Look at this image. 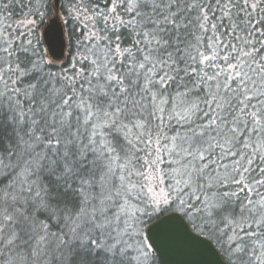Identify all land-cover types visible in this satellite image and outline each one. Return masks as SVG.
Instances as JSON below:
<instances>
[{
  "label": "snow or ice",
  "instance_id": "obj_1",
  "mask_svg": "<svg viewBox=\"0 0 264 264\" xmlns=\"http://www.w3.org/2000/svg\"><path fill=\"white\" fill-rule=\"evenodd\" d=\"M12 6L64 11L83 55L53 72L31 29L0 31V264H154L170 208L264 264V0Z\"/></svg>",
  "mask_w": 264,
  "mask_h": 264
},
{
  "label": "water",
  "instance_id": "obj_2",
  "mask_svg": "<svg viewBox=\"0 0 264 264\" xmlns=\"http://www.w3.org/2000/svg\"><path fill=\"white\" fill-rule=\"evenodd\" d=\"M42 37L52 58L62 60L65 57L67 44L60 17L57 18L55 15L48 20L42 29ZM159 219L162 220L158 221ZM156 222L157 224L150 231L153 242L159 249V254L156 255L159 264H219V262L225 264L226 260L214 243L192 230L181 213L169 212L151 222L145 230L146 238L147 229ZM148 243H151L150 239Z\"/></svg>",
  "mask_w": 264,
  "mask_h": 264
},
{
  "label": "trees",
  "instance_id": "obj_3",
  "mask_svg": "<svg viewBox=\"0 0 264 264\" xmlns=\"http://www.w3.org/2000/svg\"><path fill=\"white\" fill-rule=\"evenodd\" d=\"M3 2H7V0H3ZM24 0H21V3H23ZM63 2V0H62ZM55 9H51L49 8L47 14L44 16L43 18V23H41V20L39 17H36V16H32L34 17V19L38 22L37 25H36V28L32 31V35L31 37L32 38H35V39H38V42H39V48L41 50H43L44 54H45V59L48 60V61H51L53 62L55 65H57V67H54L51 69V71L53 72H62L63 70V73L62 74H66L68 76H71L73 75V72H72V68H73V65H75L76 68H80L82 67V64L81 63H77V57L83 55L81 49L77 46L79 44V40H80V37L77 35V34H74L73 31H72V25L68 23V17H67V14L64 12V11H60V16L64 17L65 18V24H64V27H65V31H66V35H67V54H66V57L63 58L62 60H52L49 58L46 50H45V45H44V42L41 38V30L43 29V27L45 26L47 20H49V18L55 14ZM28 9L27 8H24L23 10H21L20 7H15V6H12L8 9L7 12H3V11H0V20L2 21V23L4 24V26H13V25H16L17 23H19L20 20H23L25 16H29L28 14ZM217 16H219V13L217 12L216 13ZM209 18L211 20V23L215 24L217 23L216 19H214L212 17V13L209 12ZM227 23V21H225V24ZM262 28H264V25L261 26ZM6 28V31L5 33L7 35H9V33L11 32L10 29ZM80 29L77 28L76 32L79 33ZM225 32H228L229 33V38H230V34H231V29H219V26H218V31L216 33L217 36H219L222 40L224 39V33ZM12 33V32H11ZM195 35H199L201 36V39H202V44L199 46V50L204 53L205 55H211V52L208 50L207 48V45H208V36H211L212 35V32L211 30H209V32L207 33V35H202L201 33L197 32L195 33ZM232 43H235V41H231ZM192 43L195 45L196 44V41L195 39L192 40ZM161 169L162 171L167 167V162L161 164ZM165 181L167 183V178H165ZM261 192H264V189H260ZM173 211H177V212H180L184 217L185 219L188 221L189 225L191 226V228L209 238L210 240H212V242L217 246V248L219 249V251L221 252L223 258L226 260V257H225V253L224 251L220 248V246L218 245L216 239L211 236V234L204 229V226L202 224H200L199 227H197V224L199 223V221H197L193 214L192 213H189L187 216L184 215L183 211H178L176 210V208H170L168 211L166 212H163L162 215L166 214V213H169V212H173ZM161 215V216H162ZM159 218V217H158ZM154 220H151L149 221L148 224H150L151 222H153ZM147 224V225H148ZM145 225V227L147 226ZM231 234V233H229ZM154 264H159L158 260H157V257L155 256L154 258Z\"/></svg>",
  "mask_w": 264,
  "mask_h": 264
},
{
  "label": "rangeland",
  "instance_id": "obj_4",
  "mask_svg": "<svg viewBox=\"0 0 264 264\" xmlns=\"http://www.w3.org/2000/svg\"><path fill=\"white\" fill-rule=\"evenodd\" d=\"M56 15V11H55V14H53L49 19H51L53 16H55ZM61 14H60V12H59V17H60V20H61V22L63 23V25L65 24V18L62 16H60ZM29 20H31V21H35V24L34 25H28V21ZM47 22H48V20H47ZM46 22V23H47ZM37 21L34 19V17H32V16H25L24 17V19L23 20H20L19 21V23H17L16 25H13V26H9V28H8V26H4V24L2 23V21L0 20V31H2L5 35H7L6 33H5V31H6V28H8V29H10L11 30V32L12 33H14V34H16V35H20L22 32H24V31H26V30H28V29H31V31H30V36L32 35V31L36 28V25H37ZM25 25H28V28L26 29L24 26ZM64 29H65V27H64ZM40 35H41V38H42V40H43V37H42V30H41V33H40ZM65 39H66V44L68 45V43H67V35H66V31H65ZM44 42V41H43ZM45 45V44H44ZM45 50H46V52H47V54H48V56H49V58L50 59H52V60H55V59H53L52 58V56L49 54V52H48V50H47V47H46V45H45ZM66 54H67V46H66V53H65V57H66ZM64 57V58H65ZM160 168H162L161 167V165H160ZM162 170V169H161ZM165 179V178H164ZM164 187L166 188L167 187V183H166V181H165V184H164ZM145 230H146V227H145ZM144 235H145V237H146V234L144 233ZM148 242V241H147ZM219 245V244H218ZM220 246V245H219ZM220 248L223 250V248L220 246ZM224 251V250H223Z\"/></svg>",
  "mask_w": 264,
  "mask_h": 264
},
{
  "label": "bare ground",
  "instance_id": "obj_5",
  "mask_svg": "<svg viewBox=\"0 0 264 264\" xmlns=\"http://www.w3.org/2000/svg\"><path fill=\"white\" fill-rule=\"evenodd\" d=\"M179 213H180V212H179ZM148 225H149V224H148ZM148 225H147V226H148ZM147 226H146V227H147ZM192 230H193V229H192ZM196 233H197V232H196ZM145 234H146V233H145ZM198 234H199V233H198ZM208 239H209V238H208ZM211 241H212V240H211ZM214 245H215V244H214ZM215 246H216V245H215ZM216 247H217V246H216ZM217 249H218V248H217ZM218 250H219V249H218ZM220 253H221V252H220ZM156 257H157V256H156ZM157 260H158V259H157ZM158 262H159V261H158Z\"/></svg>",
  "mask_w": 264,
  "mask_h": 264
}]
</instances>
